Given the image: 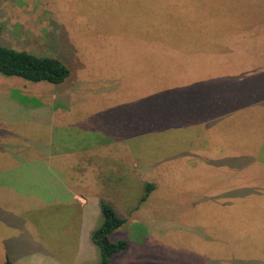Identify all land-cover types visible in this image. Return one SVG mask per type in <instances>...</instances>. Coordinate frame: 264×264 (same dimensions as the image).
<instances>
[{
    "label": "rangeland",
    "instance_id": "374dc122",
    "mask_svg": "<svg viewBox=\"0 0 264 264\" xmlns=\"http://www.w3.org/2000/svg\"><path fill=\"white\" fill-rule=\"evenodd\" d=\"M257 12L264 17V0H0V45L56 57L70 70L60 85L33 84L0 75V169L16 166L12 154L27 161L44 155L48 161L56 149L55 142L60 140L70 148L83 147L71 139L74 129L90 131L93 139L103 137L112 150L117 148L116 141L128 139L129 134L148 133L149 108L157 103L163 106L171 91L195 81L196 76L185 73L186 77H180L185 70L181 55L174 56L173 81H166L169 66L159 65L157 60L155 76L151 67L143 65L149 62L150 54L154 59L163 54L167 64V52L131 50L133 41L126 42L128 37L156 35L168 43L183 45L195 40L194 32L201 27L230 28L234 19L233 28L237 29L238 20L246 24V17L241 15L257 17ZM11 90L28 100L12 98ZM261 117L264 110L260 108L242 110L206 133L202 128L186 131L190 133L189 141L182 143L172 138L145 137L140 141L145 145L140 156L136 146L135 157L122 154L120 161L109 149L106 165L113 179L109 180L108 190L102 189V197L120 218L129 221L110 236L112 242L124 239L128 243L125 251L111 257L110 264H245L252 257L264 264V164L230 178L209 167L198 169L169 162L172 154L185 149L183 146L189 149L203 144L201 138L205 135L209 153L220 151L225 160L237 154L254 155L256 162L262 163ZM136 119H142V124L135 123ZM65 158L48 162L65 169ZM28 164L36 168H27L22 178L13 180V186L30 193L29 186L38 187L34 182L41 170L37 160ZM219 164L228 166L226 161ZM147 184L154 188L141 202ZM0 191V202L7 201L9 211L27 210L28 219L29 211L38 205L35 198H40L22 199L21 192ZM196 198L198 201L190 202ZM32 213L36 215L37 211ZM48 214L51 218L45 225L51 226L53 236L61 237L59 250L63 258L64 247L69 253L62 244L67 236L63 225L66 212L61 207V211ZM132 219L139 223H132ZM43 228L31 225L30 234ZM54 247L52 251H58ZM82 264L99 261L91 259Z\"/></svg>",
    "mask_w": 264,
    "mask_h": 264
},
{
    "label": "crops",
    "instance_id": "0c3cea01",
    "mask_svg": "<svg viewBox=\"0 0 264 264\" xmlns=\"http://www.w3.org/2000/svg\"><path fill=\"white\" fill-rule=\"evenodd\" d=\"M257 15V17L241 15L246 17V24L243 19L238 20L237 29L233 28L236 27L234 19L230 28L201 27L194 32L197 38L183 45L168 43L162 36L158 38L156 35L128 37L126 42L133 41L131 50L167 52L169 57L167 64L161 56L163 54H157L156 59L150 54L149 62L143 65L151 67L155 76L157 73L153 67H156L157 60L159 65L169 66V72L165 75L166 81H173L174 72L171 66L175 63L174 56L181 55L182 59L188 61L183 60L182 66L185 70L179 73L180 77H186L187 74L191 77L196 76V80L182 83L177 91H171L165 98L163 106L162 104L158 106L157 103L150 107L149 132L146 134L135 132L129 134L128 139L116 141L118 143L116 150H112L108 140H103V137L93 139L94 134L90 131L86 130L85 134L74 129L71 139L76 140V145L83 144V147L70 148L65 141L60 140L55 142L56 149L52 150L48 157V161L66 157L68 162L62 165L65 169L50 165L44 155L27 161L12 154L16 158V166L5 165L0 169V190L4 188L7 192H21L24 194H20L22 199H29L28 197L32 196L40 198H35L38 205L29 211V219L26 216L27 210L21 209L22 211L18 210L16 213L13 210L11 213L6 205L7 201L6 204L0 202V264H5L7 260L9 264H82L91 259L93 262L99 261L100 264L99 250L91 240V233L101 222L100 201L107 200L102 197V189L108 190L109 180L113 179L112 173L108 172L110 168L106 165V160L110 157L109 149L116 152L118 161L122 154L135 157L136 146L140 150L138 155L140 156L145 149V145L140 142L142 138L156 136L167 140L172 138L176 140L173 142L182 143L189 141L190 133L186 131L202 128V132L206 133L211 126L232 120L242 110L255 108L264 110V17L258 12ZM190 71L193 74H190ZM233 88L239 92L238 95ZM229 100L231 102L226 105ZM135 121L139 125L143 122L142 119ZM260 121L263 122L264 117H261ZM134 128L138 129V126ZM100 132L105 137L104 132L102 130ZM142 135L144 136L141 137ZM204 136L201 138L203 144L199 143L196 148L189 149L188 145L183 146L185 149L172 154L170 159L173 160L169 159V162H181L186 167L192 165L198 169L209 167L210 170L229 174L230 178L239 177L241 171L251 166L264 164V136L261 139L262 163H257L254 155L242 157L235 154L236 156L230 160H225V155L220 151L209 153V149L207 151L205 149ZM35 160L40 163L38 170H41L34 182L38 187L29 186L31 190L29 193L21 187L13 186V180L22 178L21 175L27 168L28 170L36 168L29 167L28 164ZM221 161L228 162V166L218 165ZM198 198L190 202L198 201ZM61 207L66 212L65 218L67 217L63 223L67 229V236L63 238L62 244H66V250L69 252L66 254L64 247L63 258L59 250L61 237L53 236L51 226L45 225L49 224L51 218L50 214L46 216V213L59 212ZM34 211H37L36 215L32 213ZM52 218L54 222L56 218L54 216ZM125 220L124 225L129 222L128 219ZM73 222L74 228H71ZM132 223L137 225L139 222L132 219ZM31 225H35L36 228L42 225L44 228L30 234ZM50 244L53 249H50ZM55 245L58 250L56 252L52 251L55 250ZM66 258L73 259L68 262L60 260ZM260 263L261 260L252 257L250 262L245 264Z\"/></svg>",
    "mask_w": 264,
    "mask_h": 264
},
{
    "label": "trees",
    "instance_id": "16d2710c",
    "mask_svg": "<svg viewBox=\"0 0 264 264\" xmlns=\"http://www.w3.org/2000/svg\"><path fill=\"white\" fill-rule=\"evenodd\" d=\"M1 36L2 27L0 26V38ZM0 75L7 78H19L33 84L60 85L69 77L70 70L56 57L37 56L27 51L0 45ZM18 92L17 90H11V97L18 99L20 102L28 100L27 97L18 94ZM153 188V184L145 186V194L142 196L141 202L147 199ZM99 205L102 222L91 233V240L99 250L100 264H110L113 255L128 248V243L124 239L116 242L110 240V235L121 228L126 220L120 218L109 203L101 200ZM5 264H9L8 260Z\"/></svg>",
    "mask_w": 264,
    "mask_h": 264
}]
</instances>
